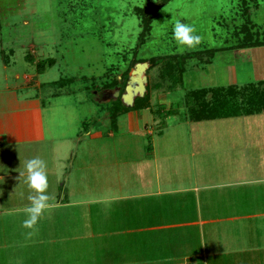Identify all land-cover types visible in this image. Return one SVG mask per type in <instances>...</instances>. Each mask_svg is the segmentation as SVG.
Masks as SVG:
<instances>
[{"label":"rangeland","instance_id":"rangeland-1","mask_svg":"<svg viewBox=\"0 0 264 264\" xmlns=\"http://www.w3.org/2000/svg\"><path fill=\"white\" fill-rule=\"evenodd\" d=\"M138 8L154 10L148 32ZM177 22L195 29L201 37L196 47L177 44ZM246 24L262 39L264 0H0V90L10 87L38 95L44 105L45 137L70 142L63 156L65 176L57 179L53 160L44 161V193L27 181L30 160L1 164L0 174L10 175L0 177V264H119L123 258L104 254L106 233L117 227L104 225L99 210L93 216L96 222L82 210L80 225L62 223L55 209L44 210L32 228L24 221L32 198L45 195L53 201L66 193L70 197L66 185L61 186L66 176L78 187L92 170H119V161L127 152L139 153L140 143L148 148L154 140L160 152L181 153L186 159L193 153L214 154L219 168L238 163L253 145L248 144L251 138L236 135L234 126L260 116L193 122L186 114L193 90L264 88L259 78L264 70L254 71L252 47H240ZM49 59L56 63L39 71L38 62ZM145 96L153 110L134 112L132 117L122 113L115 128L110 108L132 107ZM170 109L176 113L169 114ZM97 131L111 139L113 148H120L117 154L104 155L108 145L92 137ZM119 138L126 143L114 145ZM74 193L78 199L87 196L78 189ZM253 195L258 204L264 203V189ZM56 251L65 254L58 258Z\"/></svg>","mask_w":264,"mask_h":264},{"label":"crops","instance_id":"crops-1","mask_svg":"<svg viewBox=\"0 0 264 264\" xmlns=\"http://www.w3.org/2000/svg\"><path fill=\"white\" fill-rule=\"evenodd\" d=\"M251 53L254 71L264 70V46L253 47ZM36 86L41 89L43 84ZM42 106L38 95L10 87L0 90V167L39 156L45 162L53 160L51 168L59 179L65 176L63 156L70 142L45 137ZM147 110L151 111L128 113ZM255 115L260 119L237 121L234 126V133L251 138L248 144L253 146L232 166L217 167L214 154L193 153L186 159L181 153L160 152L154 140L148 148L140 143L139 153L127 152L119 161V170H92L78 187L66 176L61 186L66 185L70 197L66 193L46 200L44 210L55 209L62 223L74 224L84 222L82 210L93 222L97 212L102 214L104 225L117 227L106 233L104 254L123 258L119 264H264V203L258 204L253 195L264 189V111L235 117ZM102 134L97 131L92 137L108 145L104 152L108 157L120 148H113ZM125 141L119 138L113 144ZM75 189L87 193L86 198H76ZM60 254L65 252L55 253L58 258Z\"/></svg>","mask_w":264,"mask_h":264},{"label":"trees","instance_id":"trees-1","mask_svg":"<svg viewBox=\"0 0 264 264\" xmlns=\"http://www.w3.org/2000/svg\"><path fill=\"white\" fill-rule=\"evenodd\" d=\"M137 12L142 15L143 20L145 21V31H150V17L154 15V10L153 12H149L146 8H138ZM241 31L244 32L245 35H243L240 42V47L253 48L264 46V29L261 31L262 39L259 38L258 32H255V35V33L251 31L249 24L242 27ZM216 52V50H213L211 53L215 54ZM55 63L54 59H49L48 61L41 60L38 62L37 68L39 71H43L46 66H53ZM209 95H211L210 100L207 99ZM148 97L149 96L137 98L132 107H127L123 104H120L119 107H111L110 113L113 118L112 123L115 124L117 122L119 115L131 110L151 109L152 111L153 107H151V99ZM263 111L264 88L260 89L256 86L244 90L237 88V86H232L227 89L223 87L200 88L189 92L187 97L186 116L191 121L225 119L241 115H251ZM168 113L175 114L176 110L170 109L168 110Z\"/></svg>","mask_w":264,"mask_h":264},{"label":"clouds","instance_id":"clouds-1","mask_svg":"<svg viewBox=\"0 0 264 264\" xmlns=\"http://www.w3.org/2000/svg\"><path fill=\"white\" fill-rule=\"evenodd\" d=\"M174 39L179 46H186L188 48L196 47L201 37L195 34V29L183 22H177L173 30ZM29 173L27 181L30 187L38 193H44L47 188L46 164L43 160L36 158L30 160L26 165ZM47 197L39 195L32 198V206L27 210L29 218L24 221V226L32 228L37 223L38 218L42 215L44 209L48 207L46 204Z\"/></svg>","mask_w":264,"mask_h":264}]
</instances>
